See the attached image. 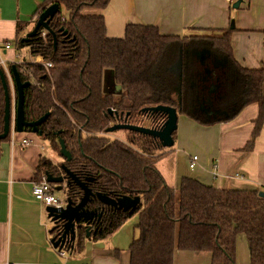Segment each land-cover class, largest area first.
Masks as SVG:
<instances>
[{
  "label": "trees",
  "instance_id": "obj_1",
  "mask_svg": "<svg viewBox=\"0 0 264 264\" xmlns=\"http://www.w3.org/2000/svg\"><path fill=\"white\" fill-rule=\"evenodd\" d=\"M109 2L50 0L52 4L64 6L69 16V21L51 24L57 35L56 44L51 35L47 42L36 36L28 43L22 39L20 47H30L32 54L42 55L53 67L46 70L42 65L24 69L16 66L23 82L34 78L39 84L25 89L26 120L34 122L50 114L39 127L38 136L49 141L61 139L66 144L70 139L73 157L70 167L76 175L85 164L94 176H99V168L103 167L107 182L121 181L127 187L124 195L140 197L142 201L139 208L128 213L98 211L102 216L91 229L89 238L83 222H79L81 231L75 250L83 251L86 242L109 239L129 218L139 215L140 236L130 247L131 264H174L176 249L209 252L212 264H237L239 236L248 240L251 264H264V197L261 196L264 189L218 190L192 178L183 179L179 190L172 189L158 171L165 155L160 145H152L145 151L143 145L151 141L138 137L136 143L151 156L146 158L117 140L110 141L106 134L111 122L109 110L141 114L146 108L163 104L159 100L168 97L161 94L159 83L166 75L170 79L169 88L181 101L179 106L191 105L185 109L194 108L197 92L208 87L215 90L212 96L228 115L214 122H199L207 126L229 121L245 107L257 103L260 115L256 132L259 134L264 124V65L260 70H248L236 62L231 28L219 32L199 30L218 36L194 40L195 35L166 36L153 26L132 25L122 39L113 40L108 36L102 14H85L88 9L104 10ZM62 27L67 34H61ZM19 28L22 30L23 26ZM200 53L205 56L206 64L200 62ZM208 69L210 73L206 72ZM1 72H5L2 65L0 135L6 106ZM108 74L112 75L115 91L118 90L115 93L121 95L114 97L104 92L103 78ZM10 77L11 81L5 74L12 103V91L17 98L12 67ZM178 79L181 80L178 82ZM165 105L174 107L172 101ZM174 137L176 140V134ZM52 166L50 160L41 159L38 175L50 174ZM127 191L129 195L125 194ZM73 195L77 201L76 185L70 189V197ZM89 209L93 210L90 206Z\"/></svg>",
  "mask_w": 264,
  "mask_h": 264
},
{
  "label": "crops",
  "instance_id": "obj_2",
  "mask_svg": "<svg viewBox=\"0 0 264 264\" xmlns=\"http://www.w3.org/2000/svg\"><path fill=\"white\" fill-rule=\"evenodd\" d=\"M51 4L50 0H0V62L25 63L27 53H32L30 47L21 48L26 50L25 55L16 60L18 54L5 50L4 44L15 45L24 39ZM87 13L104 16L108 36L113 40L122 39L132 25L153 26L166 36H183L191 28L215 32L231 28L236 62L248 70H260L264 65V0H232L231 3L227 0H110L104 10L88 9ZM61 16L65 20L69 18L60 5V12L49 24L51 29L52 23H63ZM1 49L6 52L2 53ZM31 62L28 64L42 65ZM110 79L113 80L112 76ZM35 81L33 78L31 85L38 86ZM107 86L114 89L110 80L104 82L105 90ZM259 115V105L252 103L233 119L211 126L186 117L188 122H193V140L190 145L183 138L179 142H184L189 151L194 146L198 161L191 170L194 156L190 158L189 152L185 155V149L180 156L174 148L166 161L158 164L166 184L179 190L183 179L192 178L218 190L264 189V124L257 134ZM11 132L8 140L0 142V264H131L130 247L140 236L139 215L129 218L109 239L85 243L82 252L75 248L63 252L53 248L46 208L33 197L34 184L44 179L38 181L39 162L43 158L51 161V158L46 156V148L38 140L43 138L38 134L17 133L14 127ZM25 133L36 138L29 141ZM187 133L188 130L183 131ZM26 141L30 142L29 146H24ZM186 158L187 165H184ZM180 256V250L176 249L174 259ZM237 264H251L245 236L237 239Z\"/></svg>",
  "mask_w": 264,
  "mask_h": 264
},
{
  "label": "water",
  "instance_id": "obj_3",
  "mask_svg": "<svg viewBox=\"0 0 264 264\" xmlns=\"http://www.w3.org/2000/svg\"><path fill=\"white\" fill-rule=\"evenodd\" d=\"M238 7V6H235ZM60 12V4L55 3L47 7L42 14L39 16L36 26L34 30L27 34V36L22 40L24 43H28L32 38L38 36L39 30L41 28L49 31V33L53 36L55 44H56V34L52 31L49 24L54 19V17ZM64 31V29H63ZM64 34H67V31H64ZM13 80L16 85L17 90V98L15 102L16 112L12 114L11 109V99L9 95L8 84L5 78V74L1 72L3 78V85L6 94V106H5V117H4V128L3 133L0 135V141H5L11 131L14 130L17 133L30 132L33 134L39 133V127L46 123L49 119L50 114H46L41 117L39 120L34 122H28L25 117L24 111V93L25 89L31 86V82H23L21 80L20 74L16 68V66H12ZM209 73V72H208ZM215 90L212 89V92ZM179 98L181 97L180 90L178 91ZM154 112V113H164L167 115V121L161 127V130H151L148 131L143 128L137 127H123V126H114L107 130L108 134L115 133L118 130H132L138 132L140 134H150L155 139H158L161 142V146L164 149H171L175 145L174 134L178 130V121L179 116L177 113V109L168 106H157L154 108L144 109L143 112ZM60 147V156L64 158L66 161H72V154L69 153L66 143L64 140H59ZM65 168V167H64ZM65 172L67 176L70 178V181L74 183L83 193V197L81 199L74 201L73 198L68 197L69 191L68 188L63 187L65 183V178L54 177L53 175L47 173L46 180L50 184H54L56 186L61 185L64 193L66 194V206L62 208H53L47 207L46 214L49 222L53 225V228L50 230V240L54 249L63 252L64 250L70 251L75 246L77 241V231L80 229L79 222H83V225L87 229L90 226L91 222L95 219H100V215L97 212L91 211L88 208L92 199L98 200L101 204L112 208L118 212L127 213L131 210L137 209L141 205V198L135 197L131 198L128 196H124L118 199H112L106 194L97 193L93 194L86 187V183L79 180V178L71 171L65 168ZM87 182H94V179H89ZM92 196V197H91ZM264 197V194L261 195ZM91 197V198H90ZM81 230H79L80 232ZM87 238H89L90 231L86 230ZM73 247V248H71Z\"/></svg>",
  "mask_w": 264,
  "mask_h": 264
},
{
  "label": "flooded vegetation",
  "instance_id": "obj_4",
  "mask_svg": "<svg viewBox=\"0 0 264 264\" xmlns=\"http://www.w3.org/2000/svg\"><path fill=\"white\" fill-rule=\"evenodd\" d=\"M200 62L202 64H206L205 63V56L202 53H200ZM213 67L216 68L217 65L214 63ZM206 72L210 73L209 69ZM111 76L112 75H110V74L104 76L103 88H104L105 93H110V96L116 97V96H119L121 94L113 93V91H115V87H114V89L113 88L112 89L106 88V90L104 87V82H106L108 80H110L112 85H113V81L110 79ZM236 84H237V82H236ZM205 89H207V93L205 92ZM197 93L199 94V96L195 95V102L196 103H194V105H193L194 108L185 109L191 105H184V104L183 105L181 104V106L178 105V106L173 107V108L177 109V113H178L179 117L184 116V117L191 118V119L196 118L197 120H199L197 122H214V121H217L219 119L224 118V116L227 117L228 112L224 111L223 106H221V104L219 102H217L216 99L212 96V94H211V93H213L212 88H210V87L204 88L202 91H199ZM159 106H168V105L161 104ZM168 107H171V106H168ZM146 109H148V108H146ZM158 114H160V115L163 114V117L161 118L160 115H158ZM109 118H110L111 122H110V126L108 127V129H110L114 126H123V127L129 126V127L143 128V129H146L148 131H151V130H157L158 131V130H161L162 125L167 121V115L164 113H154L151 111L144 113L143 110H142L141 114H133L130 111H123V110L122 111L109 110ZM193 120H195V119H193ZM116 133L122 134V137L121 138L115 137L113 140H117L119 143L125 145L126 147H128L130 149L140 151L144 156H146V158H150L151 156L148 152L144 153V151L136 143V141L139 139L138 137H145L151 141V142H148L147 144L143 145V147L146 149L145 151L149 150L152 145H160V147L163 148L161 146V142L158 139H155L153 136H150V134H140L138 132H135L132 130H125V129L118 130L115 133H111V134H116ZM106 134L108 135L107 131H106ZM108 139L110 140V138H108ZM59 140L60 139H56V141H58V144H59ZM113 140H110V141H113ZM157 142H158V144H156ZM66 146H67L69 153H71L70 152V139H69L68 143L66 144ZM63 160L65 161V163H66L65 166L67 167V168L66 167L65 168L68 169L69 171L73 172L72 168L70 167V161L69 160L66 161L64 158H63ZM72 160H73V157H72ZM52 165H53L52 170H51L52 175L54 177L65 178V185L64 186L66 188H68V191H69L68 197L70 199V189L75 184L72 183V181H70V178L67 176L64 167L62 169L61 168L58 169L53 164V162H52ZM109 173H111L113 176H115L114 172L112 173L111 171H109ZM76 176L79 178L80 181L86 183V187L90 191H92L93 194H97V193L106 194L109 197H111L112 199H118V198L126 196V195H124L123 191H124V189H127V187L123 186L124 184L121 181L115 182V184L107 182L106 170L103 167L99 168V176H94L91 172V168L85 164V165H83V168H81L79 170V173ZM81 178H83V179H81ZM89 179H94V182H87V180H89ZM99 189H102L105 192L102 190H99ZM78 193H79V200H80L81 197H83L84 192H82L78 188ZM109 193H111V194H109ZM125 194H128V191L125 192ZM128 197L135 198L134 196H128ZM72 198L74 199V195L72 196ZM141 204H142V201H141ZM89 206L93 209L91 211L97 212V214H99L100 217L102 216V212L99 213L98 211L120 213V212H118L112 208H109V207L101 204L96 199L95 200L92 199V202H90V204L88 205V208H89ZM139 207H137V208H139ZM131 211H134V210H131ZM121 213H123V212H121ZM97 220L98 219H95L93 222H91L90 226H88V228L86 230L91 231V229L94 228L93 226H95ZM79 230L77 231V240H78V236H79Z\"/></svg>",
  "mask_w": 264,
  "mask_h": 264
},
{
  "label": "rangeland",
  "instance_id": "obj_5",
  "mask_svg": "<svg viewBox=\"0 0 264 264\" xmlns=\"http://www.w3.org/2000/svg\"><path fill=\"white\" fill-rule=\"evenodd\" d=\"M85 13H86V11H85ZM63 14L64 13L62 11V15ZM186 31L187 32L183 36H192V35H195V37H193L194 40H202V39H204V40H211L213 38L216 39L217 36H218V35H216V33H213V32H210V31H199L198 29L195 31V28L187 29ZM12 42L14 43V41H12ZM4 52H6V51L5 50H2V53H4ZM13 52H15V51H13ZM25 52H26V50L21 51V52H15V53L22 54L24 56L25 55ZM35 56L36 55H34L32 53H27V58L26 59L24 58V62L26 64L23 63V65L25 64V68H28V66L30 65V64H28L29 61L36 60V57ZM25 60H29V61L26 62ZM180 80L181 79H178V82ZM169 82H170L169 75H166L163 78L162 82L159 83V86H161V94H163L164 96L166 95L168 97V99L167 98H164V99L159 100V102L160 103H163V104H169L170 105L171 104V101H172L174 106H178V105H180L181 101L178 99V96L173 92V90L169 88V86H168L169 85ZM107 88H109V87L107 86ZM168 89H170V90H168ZM117 91L118 90L113 91V93H115ZM11 109H12V114H14V112H15V100H14V98H12ZM188 121L189 120L186 117H184V116H180L179 117L178 130L175 133L176 134V137H178L177 138L178 140H177V142H176V144L174 145L173 148H171V149H164L165 150L164 151V154L165 155L162 158V160H165L166 161V156H168V153L169 152L171 153L172 151H174V148H175V150L177 151V153L180 156H183L184 149H185V151L187 150V153H185V155H188V152L191 153L190 158L193 157L194 155H196L195 153H197V152H196V149L194 148V146L192 147L191 151H189L188 148H185L184 147L185 146L184 142L182 144L179 142L180 138H183L184 141H185V143H187V145H190V141L193 140L194 131H193L192 127H191V124H193V122H188ZM185 130H188V133L187 134H183V131H185ZM11 134H12V132H11ZM25 136H26L25 138L27 140H29V141H31L32 139L36 138V137L30 135L29 133H25ZM107 136L110 137L111 140H113L115 137L116 138H121L122 137V134H120V133L108 134ZM38 140L41 142V145L46 148V151H47L46 152V156L49 157V158H51V162H53V164L58 169L59 168L62 169L63 167H66L65 166V164H66L65 161L60 156V147H59L58 141H56V140L49 141V140H43V139H40V138ZM184 165H187V158L184 161ZM188 166H189V164H188ZM42 178H43V174L40 173L38 175V181L41 180ZM64 185H65V183H64ZM64 185H63V187H65ZM57 187L59 188L58 191H57V196L60 199L65 200L67 196L64 193V190L61 188L62 186L59 185ZM49 226L51 227V229L53 228V225L50 222H49ZM180 253H181V256L179 257V259H177V258L174 259L175 260V264H212V255L209 252L194 253V252L180 251Z\"/></svg>",
  "mask_w": 264,
  "mask_h": 264
},
{
  "label": "built area",
  "instance_id": "obj_6",
  "mask_svg": "<svg viewBox=\"0 0 264 264\" xmlns=\"http://www.w3.org/2000/svg\"><path fill=\"white\" fill-rule=\"evenodd\" d=\"M229 3H231L232 0H227ZM63 18V17H62ZM61 18V19H62ZM63 22H66L67 19L65 20L64 18L62 19ZM38 36L40 38V40L47 42L49 39V33L48 31H46L45 29L41 28L39 30ZM4 48L7 51H15V52H21L24 51V49H21L20 47V41L17 44H12V43H6L4 44ZM36 60H33L31 63L34 64H42L46 70H50L53 67L52 62H45L43 59L42 55H36ZM23 55L22 54H18L16 56V60L22 59ZM12 64H8V62L6 61H1L0 65H2L4 67V73L6 75H8L10 81H11V77H10V66L11 65H15V66H19V67H23V64L20 62H11ZM11 85L12 82H10ZM13 93V98L16 102V95ZM30 142L26 141L24 142V146H29ZM198 161V157L194 156L193 160L190 164V169L194 170L196 167V162ZM58 187L54 184H50L46 181V176L44 177L43 181L37 184H34L33 187V197L35 199V201L37 203H39L40 205L44 206L45 208L47 207H53V208H62L64 206H66V201L60 199L57 196V191H58Z\"/></svg>",
  "mask_w": 264,
  "mask_h": 264
}]
</instances>
